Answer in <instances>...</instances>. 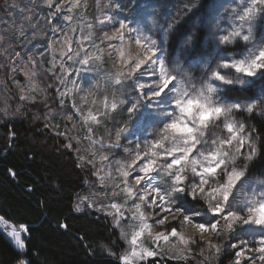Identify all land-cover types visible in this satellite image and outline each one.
I'll list each match as a JSON object with an SVG mask.
<instances>
[{
    "label": "snow or ice",
    "instance_id": "1",
    "mask_svg": "<svg viewBox=\"0 0 264 264\" xmlns=\"http://www.w3.org/2000/svg\"><path fill=\"white\" fill-rule=\"evenodd\" d=\"M87 7L86 0H6L0 11L12 18L0 16V119L25 117L29 105L43 106L48 129L58 104L73 129L84 132L85 155L73 129L56 135L75 152V167L95 177L86 175L84 185L103 189L75 192L73 210L103 212L119 231L123 248L117 254L101 246L113 258L103 264H160L161 258L188 264L199 257L198 264H211L227 247L234 250L231 264H264V0H184L183 23L162 21L152 0H108L105 7L122 15L110 31L101 30L104 47L93 43L94 52L82 47L91 33H82L78 50L73 48L76 13ZM38 9L47 11L43 31L51 33L39 53L51 54L47 67L18 47L29 32L35 37L42 30ZM105 58L113 69L105 78L111 93L101 96L98 83L84 89L72 80L67 87L72 75L67 61L87 70L90 63L105 64ZM21 74L24 83L17 79ZM81 92L78 102L75 94ZM118 113L134 122L136 139L129 140L134 148L121 143L127 139L124 127L108 129L107 142L103 134L96 138ZM112 149L126 157L115 160V168L109 163ZM8 173L16 178L14 169ZM60 190L56 178L51 191ZM0 235L12 245L16 264H36L29 226L6 222ZM197 235L206 246L194 254ZM236 235L240 238L232 239ZM214 237L231 242L222 246Z\"/></svg>",
    "mask_w": 264,
    "mask_h": 264
},
{
    "label": "trees",
    "instance_id": "2",
    "mask_svg": "<svg viewBox=\"0 0 264 264\" xmlns=\"http://www.w3.org/2000/svg\"><path fill=\"white\" fill-rule=\"evenodd\" d=\"M2 1L0 0V8ZM152 3L157 5L154 11L161 14L162 21L165 18H175L183 23L181 13L184 0H152ZM172 3H178L182 7L174 8ZM209 7L212 5L209 4ZM47 82L45 81V85ZM259 87L261 85L257 84L256 89ZM50 92H54V89ZM12 107L14 109L15 105ZM28 107L30 112L25 117L15 120L11 117L0 119V215L14 224L29 226V243L36 264L111 262L113 258L107 257L101 246H110L117 254L123 248L119 231L113 229L112 219L103 212L88 208L83 212L73 210L74 193H85L88 189L83 179L87 175L95 181V177L90 176V170L85 173L75 167V152L64 147L66 141L63 136L56 135L58 131L54 129L51 120L47 121L51 127L44 128L46 121L43 118V106ZM35 113H39L41 118L33 119ZM57 121L61 127V120L55 116V122ZM12 132H15V139L10 140ZM9 144L14 146L9 149ZM204 147L207 148L208 145ZM29 153L33 155V159L28 158ZM9 168L16 171L15 179L9 175ZM56 178H59L61 185L59 193L51 191V183ZM28 185L33 186V192L27 191ZM90 190L103 192L97 184H93ZM58 222H66L68 229H59ZM212 242L223 246V240ZM37 249L39 255L36 254ZM93 251L95 255L92 254ZM15 263L12 245L0 235V264ZM219 263L220 261L214 264ZM160 264L176 262L161 258ZM188 264H194L193 259Z\"/></svg>",
    "mask_w": 264,
    "mask_h": 264
},
{
    "label": "rangeland",
    "instance_id": "3",
    "mask_svg": "<svg viewBox=\"0 0 264 264\" xmlns=\"http://www.w3.org/2000/svg\"><path fill=\"white\" fill-rule=\"evenodd\" d=\"M87 2V9H80L76 15H77V19L74 22V24L72 25L73 28H75V32L72 33L73 36V48L78 50L76 41H79L81 39V34L83 33L85 36H87L89 33H91V39L90 40H85L82 44V47L88 51V52H94L95 48L93 47V43L100 45V47H104L103 44L100 43V35H101V30L103 29L104 31H110L112 24L116 23L119 19V16L122 14H117L116 11L114 9H109L105 7V4L108 3V0H99V6H97V0H86ZM121 3H123V1H121ZM6 4V0H3L1 2V8H3ZM172 7H182L180 6L178 3H172L171 4ZM108 13H110L111 15L109 16ZM38 15L40 17L39 19V23L41 25V31L37 34V36L33 37L31 35V32H29L28 34V39H22L19 41L18 47L19 50L23 53L26 54H32V55H36L37 59L40 60L43 65L45 67L49 66V62L51 61V54L50 53H46L44 56H39V53L42 52L47 44V36H51V33H47V36L45 34V32L43 31L44 28V17L47 16V11L44 10V13L42 11H40L38 9ZM0 16H5L7 19H11L12 18V14L11 13H5V12H0ZM58 23H60L61 25H63V21H58ZM88 25H91V28H89ZM105 25H107V27H105ZM59 47V45H57V48ZM84 53L81 52V57H83ZM25 58H27V56H25ZM106 62L103 65H100L98 63H90V65L88 66L87 70H83L82 66L79 63H73L72 61H67L66 66L72 70V75L68 78L67 80V87L68 88H72V80H75L81 88L87 89L90 85L93 84H99V88L97 89V91L100 93L101 96H103L105 94V91H107V93H111L112 92V88L111 87H107L106 89V84H105V78H106V74L109 71H112V65L110 62H107V58H105ZM82 69L80 71V73L77 75L75 73V69ZM58 71V70H57ZM3 78V73L2 70H0V79ZM17 79L21 82L24 83V77L23 75H19L17 77ZM59 86V85H58ZM13 90H15L13 88ZM55 91V89H54ZM77 101L79 102V97L84 95L83 92L75 94ZM91 99V98H89ZM68 108L71 109V103H68ZM89 107V105H84V108L87 109ZM43 110V114L46 111V109H44L42 107ZM34 115H39V113H35ZM54 115L57 116L58 119L61 120V127L58 124V121L55 122V118L54 119H50L51 122L54 125V129L58 132H63L66 131L67 129H73V124L72 122L68 121L65 118V114L63 112H61L59 110V105L57 104V108L54 111ZM79 120V118L77 117V121ZM107 128L101 127L98 129L97 134H96V138H99L101 134H103L105 136V141L107 142V131L108 129H111L113 133H115V130L117 127H124L125 128V133L124 135L127 137V139H123L121 140V143L123 145H126L128 147H132L134 148V144L129 145V140H133L135 141L136 136L132 135V132L135 130V125L134 122L132 120H128L127 119V115L126 113L124 114H116L115 119H112L110 121H107ZM60 128H62V130H59ZM72 135H75L76 137L81 139V155H85L87 154V150H88V143L87 141L83 140V136H84V132L80 129V128H75L73 129ZM75 144V143H74ZM210 145H208L209 147ZM110 155V161L109 163L112 164V167L115 168V160L118 159H125V155L123 153L122 149H112L109 153ZM90 191L89 188L86 189L84 194H88ZM100 199L102 200L103 197H100ZM9 223V224H14L10 221H8L7 219H5L3 216L0 215V227H2L5 223ZM16 227H20L21 225H17L14 224ZM178 229L181 228V225L176 224L175 225ZM162 229L157 228L155 229V231H160ZM193 230L188 227L186 229V234L190 235L192 234ZM3 236V235H2ZM7 241L8 239L6 238V236H3ZM240 238L239 235L233 236L232 239L238 240ZM196 239V243L192 245L194 254L199 253V250L201 247H205V243H201L200 242V237L197 235L195 237ZM223 240V246H226L228 244H230L231 240L229 238H213L212 241H216V242H221ZM215 243V242H214ZM171 246L170 245H166L164 246V251L165 253L168 252L169 248ZM199 247V248H198ZM233 249H231L230 247H227L226 250H222L219 257L217 259H213L211 261V264H214L218 261H220L219 264H231V254L233 253ZM198 259H203V257H199ZM198 259L194 258V264H198ZM221 260H223L221 262ZM16 264V263H15Z\"/></svg>",
    "mask_w": 264,
    "mask_h": 264
}]
</instances>
